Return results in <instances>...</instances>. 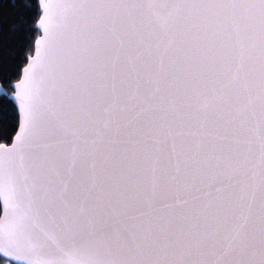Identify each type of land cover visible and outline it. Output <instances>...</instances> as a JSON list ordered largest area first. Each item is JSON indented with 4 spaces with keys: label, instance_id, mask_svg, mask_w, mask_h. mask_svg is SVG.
I'll use <instances>...</instances> for the list:
<instances>
[{
    "label": "snow or ice",
    "instance_id": "6c2138e0",
    "mask_svg": "<svg viewBox=\"0 0 264 264\" xmlns=\"http://www.w3.org/2000/svg\"><path fill=\"white\" fill-rule=\"evenodd\" d=\"M11 7L0 264H264V0Z\"/></svg>",
    "mask_w": 264,
    "mask_h": 264
},
{
    "label": "trees",
    "instance_id": "16d2710c",
    "mask_svg": "<svg viewBox=\"0 0 264 264\" xmlns=\"http://www.w3.org/2000/svg\"><path fill=\"white\" fill-rule=\"evenodd\" d=\"M11 2L12 0H0V72L15 71L17 66L22 68L26 63L24 57L31 51L25 39L29 34L24 30L27 24L20 25L15 32L11 31V25H19L21 19L28 21L36 13L29 11L25 14L23 9L17 11L11 7Z\"/></svg>",
    "mask_w": 264,
    "mask_h": 264
}]
</instances>
